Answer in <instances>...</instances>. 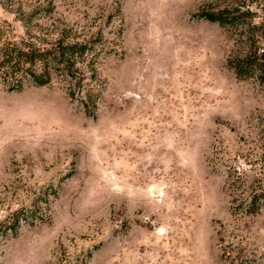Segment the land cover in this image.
Instances as JSON below:
<instances>
[{"label": "rangeland", "instance_id": "obj_1", "mask_svg": "<svg viewBox=\"0 0 264 264\" xmlns=\"http://www.w3.org/2000/svg\"><path fill=\"white\" fill-rule=\"evenodd\" d=\"M0 38L53 51L0 56V264H264V0H0Z\"/></svg>", "mask_w": 264, "mask_h": 264}, {"label": "trees", "instance_id": "obj_2", "mask_svg": "<svg viewBox=\"0 0 264 264\" xmlns=\"http://www.w3.org/2000/svg\"><path fill=\"white\" fill-rule=\"evenodd\" d=\"M202 18L210 21V22H218L219 24H222V17H215L213 14L206 13L201 15ZM74 49H71L69 47H59V55L56 58L58 66L60 63H62V57L65 56H71L72 53H74ZM54 52H56L54 50ZM0 56L1 57H6L9 59L7 62H10L14 56L17 58L19 61L21 59L23 60V64L25 65L26 63L30 64L31 66H34L36 62L45 60V62L48 61V59L53 56V51L51 50H43L38 47L33 46L30 43L22 42V44H16V43H9V42H2L0 38ZM54 57L56 55L54 54ZM58 69V68H56ZM31 68H26L27 74H29V79L31 83L39 86L43 85L45 83V79L42 74H37L34 71H30ZM243 69L238 68L236 71L240 74L242 73ZM68 75V74H67Z\"/></svg>", "mask_w": 264, "mask_h": 264}]
</instances>
